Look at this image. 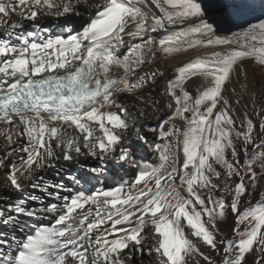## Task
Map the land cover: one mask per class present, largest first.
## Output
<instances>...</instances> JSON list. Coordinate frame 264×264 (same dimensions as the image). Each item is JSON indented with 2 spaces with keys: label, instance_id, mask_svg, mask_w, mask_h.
<instances>
[{
  "label": "snow or ice",
  "instance_id": "6c2138e0",
  "mask_svg": "<svg viewBox=\"0 0 264 264\" xmlns=\"http://www.w3.org/2000/svg\"><path fill=\"white\" fill-rule=\"evenodd\" d=\"M0 177V264H264V0H0Z\"/></svg>",
  "mask_w": 264,
  "mask_h": 264
},
{
  "label": "bare ground",
  "instance_id": "6f19581e",
  "mask_svg": "<svg viewBox=\"0 0 264 264\" xmlns=\"http://www.w3.org/2000/svg\"><path fill=\"white\" fill-rule=\"evenodd\" d=\"M187 59H190V57L189 56L178 57L176 60H171V61L162 62V63H164L165 66L168 68V70L171 71L173 66L177 65L178 61H181V60L186 61ZM189 90L190 91L193 90V85L191 83L189 84ZM133 151H136L137 157H143L149 160L151 159L152 153L148 151L146 148H140L134 139H133ZM86 163H88L89 165H92L94 161L89 160ZM69 171L71 174H75L77 176H84L85 180L88 179V176L84 174L83 170L73 168V169H70ZM127 171L128 170L125 169L124 171H120L119 175H115V170L112 169L111 166H109V171L107 173V177H108L107 179L101 177L96 180H92L90 184H84V180H82L81 183L84 184V186L89 189H91L93 185L96 188H99L101 186L100 181L103 180L104 186H110L113 183L118 182L121 177H123L124 179H129V176L131 175V173H129L128 175H125V172ZM49 176H51V173H49ZM0 179H2V177H0ZM256 198H258V194ZM232 224H233L232 219H229L228 223H221L220 224L221 231L227 232L229 230L230 225Z\"/></svg>",
  "mask_w": 264,
  "mask_h": 264
}]
</instances>
